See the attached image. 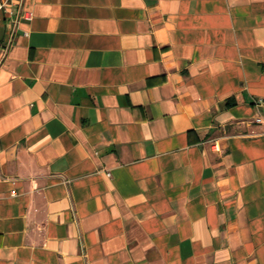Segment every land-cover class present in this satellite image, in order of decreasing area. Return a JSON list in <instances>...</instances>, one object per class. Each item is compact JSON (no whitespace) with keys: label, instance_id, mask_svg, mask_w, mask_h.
I'll use <instances>...</instances> for the list:
<instances>
[{"label":"crops","instance_id":"0c3cea01","mask_svg":"<svg viewBox=\"0 0 264 264\" xmlns=\"http://www.w3.org/2000/svg\"><path fill=\"white\" fill-rule=\"evenodd\" d=\"M11 12L0 264H264V0Z\"/></svg>","mask_w":264,"mask_h":264},{"label":"built area","instance_id":"2783aa9c","mask_svg":"<svg viewBox=\"0 0 264 264\" xmlns=\"http://www.w3.org/2000/svg\"><path fill=\"white\" fill-rule=\"evenodd\" d=\"M21 5V4H20ZM12 11V0H2L0 3V22L3 20V16H5L6 14H13ZM20 15H19V19L20 18H26V19H31L32 15L31 13L27 12H23L20 11ZM19 19L15 22V24L17 25L19 23ZM257 122L261 123L262 120L258 119ZM15 196V195H14Z\"/></svg>","mask_w":264,"mask_h":264}]
</instances>
